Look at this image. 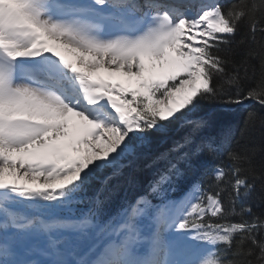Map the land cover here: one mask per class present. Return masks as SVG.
I'll return each mask as SVG.
<instances>
[{
  "label": "snow or ice",
  "instance_id": "snow-or-ice-1",
  "mask_svg": "<svg viewBox=\"0 0 264 264\" xmlns=\"http://www.w3.org/2000/svg\"><path fill=\"white\" fill-rule=\"evenodd\" d=\"M246 100L264 0H0V264H264Z\"/></svg>",
  "mask_w": 264,
  "mask_h": 264
},
{
  "label": "trees",
  "instance_id": "trees-1",
  "mask_svg": "<svg viewBox=\"0 0 264 264\" xmlns=\"http://www.w3.org/2000/svg\"><path fill=\"white\" fill-rule=\"evenodd\" d=\"M236 39H239V34L237 35ZM242 54H243V49L242 48L238 49L236 58L239 59V57ZM249 83H251V82H249ZM249 105H251V108L260 109V105L255 103V102L252 104H249ZM212 107L216 108V109H221L224 107V105L222 103H220L219 101H217L215 104L212 105ZM247 110H250V109H248L247 107H244V106H238L230 112L222 113V116H223L225 122L234 124L236 126L237 135H239V129L243 125ZM260 111H261V114L264 115V109H260ZM175 127L177 128V130H179V123H177V125ZM262 134H264V128H261L259 123L257 122L255 128L252 129L247 135H249L250 137H253L255 139L256 143H264V135H262ZM257 159L259 161L260 157L258 156ZM190 179L193 182H195L198 179H200V177L198 175H193L190 177ZM185 187H187V186H185ZM258 196H259V186H257L256 193L253 194V197L249 201L250 203L253 204V206H254L253 210L256 212H260L261 209L264 208V205L259 203V201L257 199Z\"/></svg>",
  "mask_w": 264,
  "mask_h": 264
},
{
  "label": "bare ground",
  "instance_id": "bare-ground-1",
  "mask_svg": "<svg viewBox=\"0 0 264 264\" xmlns=\"http://www.w3.org/2000/svg\"><path fill=\"white\" fill-rule=\"evenodd\" d=\"M49 43L51 44V43H54V42L50 41ZM64 54H65L66 56H68L69 58H72V54H71V53H69V52H64ZM168 70H169V69L160 70L159 68H157L156 70L151 71V72L154 74L153 77H161V76L165 75V74L167 73ZM101 71L103 72V70H101ZM148 71H149V70H148V68H147V66H146V70H145V72H144V75H145V76H149V75H150V72H148ZM116 78H119V79H126V80H127V78H126V77H123L122 74H117V75H116ZM135 79H136L135 77L132 78V80H135ZM124 81H125V80H124ZM125 83L127 84L126 81H125ZM132 86H135V81L132 83Z\"/></svg>",
  "mask_w": 264,
  "mask_h": 264
},
{
  "label": "rangeland",
  "instance_id": "rangeland-1",
  "mask_svg": "<svg viewBox=\"0 0 264 264\" xmlns=\"http://www.w3.org/2000/svg\"><path fill=\"white\" fill-rule=\"evenodd\" d=\"M146 65H147V62H146ZM148 72H150V75L151 76H153L154 74L151 72V71H148ZM123 80H125L126 82H127V80L126 79H123ZM135 80H132V83L134 82ZM177 95H179L178 93H177Z\"/></svg>",
  "mask_w": 264,
  "mask_h": 264
}]
</instances>
